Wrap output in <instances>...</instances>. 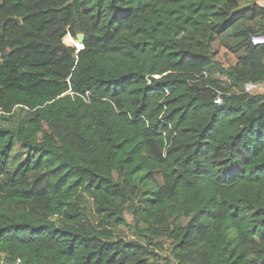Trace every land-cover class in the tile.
<instances>
[{
	"label": "trees",
	"instance_id": "16d2710c",
	"mask_svg": "<svg viewBox=\"0 0 264 264\" xmlns=\"http://www.w3.org/2000/svg\"><path fill=\"white\" fill-rule=\"evenodd\" d=\"M258 34L259 0H0V264H264Z\"/></svg>",
	"mask_w": 264,
	"mask_h": 264
},
{
	"label": "rangeland",
	"instance_id": "374dc122",
	"mask_svg": "<svg viewBox=\"0 0 264 264\" xmlns=\"http://www.w3.org/2000/svg\"><path fill=\"white\" fill-rule=\"evenodd\" d=\"M65 38L66 39H64L63 42L66 45L76 47V49H78V50L81 49V45L78 43L76 38H73L70 35H67ZM68 41H69V43H68ZM213 49L217 53V60L224 67H228L230 65L235 64L237 56L229 48L220 44L219 41H216L213 44ZM214 72H215V69L212 70L213 74H214ZM216 75H217L216 77H218L223 83L227 84L226 79L223 76H221L220 74H216ZM262 89H263V86L259 90L255 91L254 93H260L262 91ZM126 216H127L128 220L130 222H132V218H131L130 214H126ZM126 237L127 238H134V236H132V235H127Z\"/></svg>",
	"mask_w": 264,
	"mask_h": 264
},
{
	"label": "built area",
	"instance_id": "2783aa9c",
	"mask_svg": "<svg viewBox=\"0 0 264 264\" xmlns=\"http://www.w3.org/2000/svg\"><path fill=\"white\" fill-rule=\"evenodd\" d=\"M251 42L254 45H264V34L252 35ZM262 83H252V82L246 83L244 86V92L254 93L255 91L259 90L263 86ZM220 102H221V96L218 95V97L215 100V103L219 104Z\"/></svg>",
	"mask_w": 264,
	"mask_h": 264
},
{
	"label": "water",
	"instance_id": "95a60500",
	"mask_svg": "<svg viewBox=\"0 0 264 264\" xmlns=\"http://www.w3.org/2000/svg\"><path fill=\"white\" fill-rule=\"evenodd\" d=\"M77 41L81 45V48H83V42H84V36H83V34H79L77 36Z\"/></svg>",
	"mask_w": 264,
	"mask_h": 264
},
{
	"label": "crops",
	"instance_id": "0c3cea01",
	"mask_svg": "<svg viewBox=\"0 0 264 264\" xmlns=\"http://www.w3.org/2000/svg\"><path fill=\"white\" fill-rule=\"evenodd\" d=\"M259 4H260L261 6H264V0H259ZM262 84H263V89H264V82H263ZM263 89H262V91H263Z\"/></svg>",
	"mask_w": 264,
	"mask_h": 264
},
{
	"label": "bare ground",
	"instance_id": "6f19581e",
	"mask_svg": "<svg viewBox=\"0 0 264 264\" xmlns=\"http://www.w3.org/2000/svg\"><path fill=\"white\" fill-rule=\"evenodd\" d=\"M64 39H66V38H64ZM68 43H69V41H68Z\"/></svg>",
	"mask_w": 264,
	"mask_h": 264
}]
</instances>
